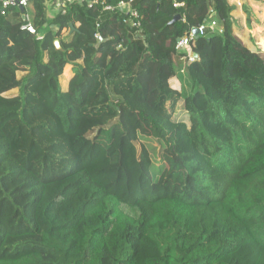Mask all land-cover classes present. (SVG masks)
<instances>
[{
    "label": "trees",
    "instance_id": "trees-1",
    "mask_svg": "<svg viewBox=\"0 0 264 264\" xmlns=\"http://www.w3.org/2000/svg\"><path fill=\"white\" fill-rule=\"evenodd\" d=\"M102 7L0 10V264H264V50L229 0Z\"/></svg>",
    "mask_w": 264,
    "mask_h": 264
},
{
    "label": "built area",
    "instance_id": "built-area-1",
    "mask_svg": "<svg viewBox=\"0 0 264 264\" xmlns=\"http://www.w3.org/2000/svg\"><path fill=\"white\" fill-rule=\"evenodd\" d=\"M33 0H0V10L2 14H6L9 9L13 8H25L26 13L24 14V24L22 28L27 30L29 33L36 36L37 39H42L44 37L45 30L38 29L33 23V17L31 14L27 13V8L31 5ZM243 0H241L242 2ZM74 2H85L89 8L95 7V5L101 4L103 10H114L118 9L127 14L128 22L131 28L135 31V36L139 37L142 34L141 29V15L139 11L134 7L135 0L121 1L117 6H112L107 4L105 0H45L47 6V12L50 15L55 13H66L69 5ZM241 2L239 5H241ZM183 3H174V6H180ZM99 26V24H97ZM196 29V28H195ZM198 33L194 32V29L177 40L176 49L178 52H183L184 54L180 56L182 61L181 73L186 72V66L189 62L195 60L196 54L192 48V45L196 38L201 35H205L208 29H212L218 33L223 32L222 26L219 24L215 17H211L208 21L197 27ZM100 34H96V38L100 39ZM119 48L121 45L118 46Z\"/></svg>",
    "mask_w": 264,
    "mask_h": 264
},
{
    "label": "crops",
    "instance_id": "crops-1",
    "mask_svg": "<svg viewBox=\"0 0 264 264\" xmlns=\"http://www.w3.org/2000/svg\"><path fill=\"white\" fill-rule=\"evenodd\" d=\"M229 2L233 6H235L234 10L231 12L234 32H236L235 34L239 38H241L244 43H246L249 47H251L250 42H248L247 40L256 37L255 36L256 34L253 33L254 30H256L257 28L259 29L263 28L264 30V0H243L242 2L241 0H229ZM240 2L241 5H239ZM22 18H23V13H22ZM238 29H241L242 34H239L236 31ZM262 33H264V31ZM69 66L72 67L71 65ZM70 69L71 68H68V71ZM72 76H73L72 70L70 71V73H66L65 75L63 74L61 76L60 86L62 90H67L69 88V82ZM63 81H67V83L63 84L62 83ZM16 92L17 90L12 91V93H16Z\"/></svg>",
    "mask_w": 264,
    "mask_h": 264
},
{
    "label": "rangeland",
    "instance_id": "rangeland-1",
    "mask_svg": "<svg viewBox=\"0 0 264 264\" xmlns=\"http://www.w3.org/2000/svg\"><path fill=\"white\" fill-rule=\"evenodd\" d=\"M239 34H242V31H241V29H238V30H236ZM264 30H263V28L262 29H259V28H257L256 30H254V32L253 33H255L256 35V37H253V39H249V40H247L248 42H250V44H251V48L252 49H254V48H256V45H260L261 47H262V49L264 50V33H262ZM236 33V32H235ZM69 37V31H67V30H64L63 31V33H62V37L61 38H63V39H67ZM69 66V65H68ZM66 67V69H65V71H64V75L66 74V73H70V71L72 70V67ZM68 68H71L69 71H68ZM67 70V71H66ZM19 75H22L21 73H19ZM69 75V74H68ZM176 80V79H175ZM174 80V81H175ZM182 82H184L183 80H182ZM63 84L64 83H67V81H63L62 82ZM152 145L153 146H155L156 145V143L155 142H152Z\"/></svg>",
    "mask_w": 264,
    "mask_h": 264
},
{
    "label": "water",
    "instance_id": "water-1",
    "mask_svg": "<svg viewBox=\"0 0 264 264\" xmlns=\"http://www.w3.org/2000/svg\"><path fill=\"white\" fill-rule=\"evenodd\" d=\"M20 10H21L22 13H23V19H24V14L26 13V9H25V8H20ZM181 18H182V16H181L180 14H178V15H176V16L173 18V20L171 21V23H174V22L180 20ZM70 28H71V31H74V30H75V26H74L73 24L70 25ZM194 32H195V33H198V29H194ZM101 40H102V39H101ZM55 44H56L57 47H59V46H60V41H59V40H56V41H55ZM196 56H198V55L196 54Z\"/></svg>",
    "mask_w": 264,
    "mask_h": 264
},
{
    "label": "clouds",
    "instance_id": "clouds-1",
    "mask_svg": "<svg viewBox=\"0 0 264 264\" xmlns=\"http://www.w3.org/2000/svg\"><path fill=\"white\" fill-rule=\"evenodd\" d=\"M212 17H214V14H213V16ZM220 24V23H219ZM221 25V24H220ZM223 28V27H222ZM197 29V28H196ZM196 54V53H195ZM197 57V56H196Z\"/></svg>",
    "mask_w": 264,
    "mask_h": 264
}]
</instances>
